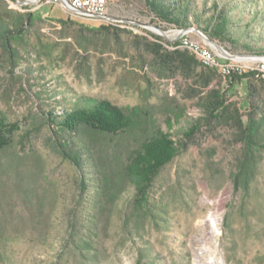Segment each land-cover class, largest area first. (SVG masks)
<instances>
[{"label": "rangeland", "instance_id": "374dc122", "mask_svg": "<svg viewBox=\"0 0 264 264\" xmlns=\"http://www.w3.org/2000/svg\"><path fill=\"white\" fill-rule=\"evenodd\" d=\"M42 3L0 0L8 24L17 13L35 20L9 52L0 44V112L19 129L0 153V264H264V87L226 85L140 0H111L104 19ZM213 4L226 8L238 41L214 42L247 57L230 61L236 69L253 71L252 57L264 59V0H196L204 19ZM185 50L214 72L185 70L173 53ZM213 92L227 107L216 120L201 105ZM100 102L141 109L180 148L145 210L130 182L105 193L99 172L56 153L86 135L59 134L53 118ZM196 120L200 130L185 138ZM251 123L256 145L247 149L240 131ZM97 142L104 157L120 146V160L136 149L125 137Z\"/></svg>", "mask_w": 264, "mask_h": 264}, {"label": "trees", "instance_id": "16d2710c", "mask_svg": "<svg viewBox=\"0 0 264 264\" xmlns=\"http://www.w3.org/2000/svg\"><path fill=\"white\" fill-rule=\"evenodd\" d=\"M140 1L144 3L146 9L157 21L176 30L194 28L212 41L238 42L231 35L232 22L225 7L213 4L209 16L204 19L205 10L198 9L196 0ZM9 21L10 25L0 18V44L8 52L11 41L20 40L23 30L31 27L35 20L32 13L26 12L9 17ZM173 53L177 54L178 60L185 70L191 69L192 64L201 67L195 56L187 50ZM156 54L158 56L157 52ZM256 54L260 55L262 52L257 51ZM201 68L204 73L214 72L209 68ZM259 77L256 76V71L246 73L235 71L226 79L220 76L225 83H230L226 84L230 87L235 81L245 80L247 92L254 90V86H252L254 81L264 86V81ZM201 105L207 113L208 119H219L227 110L225 99L217 92L211 93ZM53 119L52 125L56 127L59 134L84 132L86 135V138L82 139L74 148L70 147L69 142L58 143L55 146L56 153L79 171L87 167L95 173L99 172L101 176L99 186L103 187L105 193L113 192L125 181L130 182L136 191L137 197L134 204L138 210H145L148 206L149 191L154 178L180 150L170 135L154 130L148 114L141 109L123 110L100 102L88 109L63 112L62 115ZM200 126V121L196 120L188 127L183 136L185 138L192 137L200 130ZM257 128L255 123H251L240 131V136L247 149L256 145L253 142V137L257 133ZM18 130V125L7 122L0 112V153L10 146L12 137ZM108 137H125L127 140H135L136 149L130 151L124 159L120 160V146H116L112 148L111 155L104 157L105 150H102L104 145L97 141ZM113 166L115 169H111ZM115 174L119 177L118 181L114 180ZM93 178H97V175Z\"/></svg>", "mask_w": 264, "mask_h": 264}, {"label": "built area", "instance_id": "2783aa9c", "mask_svg": "<svg viewBox=\"0 0 264 264\" xmlns=\"http://www.w3.org/2000/svg\"><path fill=\"white\" fill-rule=\"evenodd\" d=\"M35 2L36 0L33 2L30 1L31 5H34ZM110 3L109 0H46L45 5L58 6L62 10L78 16L104 19V17L108 16ZM21 4L27 5L26 3ZM180 32L182 33L181 44L194 45L195 51L201 52V55L206 59H211L214 62H224L220 60V57L215 54L200 36L197 35L196 39L192 40L189 38L190 33L176 31V33ZM254 63L256 67L252 70L256 71V76H264V61L257 60L254 61ZM232 70L239 69H236L234 65L230 63V70H228L227 73H230Z\"/></svg>", "mask_w": 264, "mask_h": 264}, {"label": "bare ground", "instance_id": "6f19581e", "mask_svg": "<svg viewBox=\"0 0 264 264\" xmlns=\"http://www.w3.org/2000/svg\"><path fill=\"white\" fill-rule=\"evenodd\" d=\"M30 1L33 2L35 0H30ZM36 2H43L42 5L46 4V0H36ZM180 31H183V30H180ZM186 33H191V32H186ZM200 34L203 35L202 33H200ZM180 42H181V37H180ZM181 45H182V47L189 48L195 54V56H197L202 61V63L205 66L210 67V68H216V70L220 71L219 74L224 79H226V77L230 76L232 73H234L236 71V70H232V71H230V73H227L228 70H230V63L229 62H214L213 60L206 59L204 56H202L201 52L195 51L194 45H187V44H181ZM252 58H256V60L264 61V59H260L257 57H252ZM224 63H227V64H224ZM236 72H241V71L237 70ZM259 78H261V80L264 81V76H260ZM214 217L215 216H210L209 217L210 221H212L214 224H217V219ZM211 234H213V232H211ZM214 248H215V251H217L216 247H214ZM209 264H225V263H224L222 258L221 259L220 258H217V259L213 258L209 261Z\"/></svg>", "mask_w": 264, "mask_h": 264}, {"label": "water", "instance_id": "95a60500", "mask_svg": "<svg viewBox=\"0 0 264 264\" xmlns=\"http://www.w3.org/2000/svg\"><path fill=\"white\" fill-rule=\"evenodd\" d=\"M183 31H185V32H191V33H194V34L200 36L205 41V43L215 52V54L218 57H220V60L221 61L230 62V61L241 60V59L247 58L246 56H240V55H237L236 56V55L229 54L227 51L223 50L222 47L219 46L217 43H215L214 41L209 40L207 37L201 35L200 32L197 31L194 28H190V29L183 30ZM181 35H182L181 32L180 33H177L176 40L179 41ZM248 58H251V57H248Z\"/></svg>", "mask_w": 264, "mask_h": 264}, {"label": "crops", "instance_id": "0c3cea01", "mask_svg": "<svg viewBox=\"0 0 264 264\" xmlns=\"http://www.w3.org/2000/svg\"><path fill=\"white\" fill-rule=\"evenodd\" d=\"M109 1L111 2V0H109ZM252 83H253L252 86H254V87H261L262 86L255 81ZM236 85H237V87H247V82L245 80L235 81L234 86H236ZM262 87H264V86H262Z\"/></svg>", "mask_w": 264, "mask_h": 264}]
</instances>
